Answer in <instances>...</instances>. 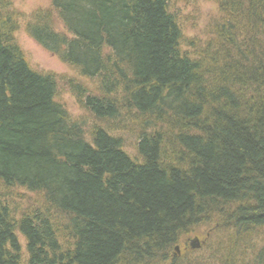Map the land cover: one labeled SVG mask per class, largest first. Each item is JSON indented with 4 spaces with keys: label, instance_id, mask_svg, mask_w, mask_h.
Wrapping results in <instances>:
<instances>
[{
    "label": "trees",
    "instance_id": "obj_1",
    "mask_svg": "<svg viewBox=\"0 0 264 264\" xmlns=\"http://www.w3.org/2000/svg\"><path fill=\"white\" fill-rule=\"evenodd\" d=\"M207 1L197 46L172 0L33 14L27 36L93 84L63 80L90 121L28 64L0 0V264H264V0ZM206 230V260L175 255Z\"/></svg>",
    "mask_w": 264,
    "mask_h": 264
},
{
    "label": "rangeland",
    "instance_id": "obj_2",
    "mask_svg": "<svg viewBox=\"0 0 264 264\" xmlns=\"http://www.w3.org/2000/svg\"><path fill=\"white\" fill-rule=\"evenodd\" d=\"M51 0H11L13 5V10L17 13V20H19V26L17 33L15 35V41L21 47L23 53L26 56L28 64L39 73L43 74H55L58 76L60 91L58 94V100L67 107L72 118L80 119H91L83 113L80 106H78L76 99L67 90V86L64 84V78L77 80L80 83L92 86L87 81H81L80 77L75 71H72L63 63H60L58 59L48 52L44 51L36 42L32 41L29 36H27L24 27L28 21H30L33 14L37 13L39 10L47 11L50 9ZM174 12L178 13L180 24L182 25L183 31V44L188 46V44L193 43L196 46L205 44L211 35L209 34V29L211 28L210 22L212 24L213 20L218 17L219 12L217 10L216 4L211 3L207 0H172ZM63 82V83H62ZM89 127V122L87 121ZM91 128V127H90ZM89 128V129H90ZM126 135V134H125ZM126 138V151L131 157L135 155L136 150L134 148L135 137L131 135L124 136ZM31 197L26 198V203ZM203 236L200 238L197 236H192L189 240L183 241L181 246L177 247L178 251L175 255L179 257H189L192 259L206 260L205 253L202 251L203 246L206 243H216L217 236L211 231L206 230L203 232ZM212 233V235H211ZM218 235V234H217ZM198 240V248H192V242ZM220 239V237H219ZM19 240L22 244L23 261L27 259V252H25V241L19 235ZM215 241V242H214ZM218 241V240H217ZM222 241V240H221ZM219 245L223 243H217ZM190 250L191 252H188ZM221 259V258H218ZM212 261V259H211ZM206 264H209L206 262Z\"/></svg>",
    "mask_w": 264,
    "mask_h": 264
},
{
    "label": "water",
    "instance_id": "obj_3",
    "mask_svg": "<svg viewBox=\"0 0 264 264\" xmlns=\"http://www.w3.org/2000/svg\"><path fill=\"white\" fill-rule=\"evenodd\" d=\"M192 248H198L199 244H198V240L195 239L193 242H192ZM175 251L177 252L178 251V248H175Z\"/></svg>",
    "mask_w": 264,
    "mask_h": 264
}]
</instances>
